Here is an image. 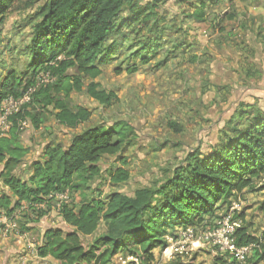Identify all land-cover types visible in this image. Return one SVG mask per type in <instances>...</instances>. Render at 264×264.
Wrapping results in <instances>:
<instances>
[{"label":"trees","instance_id":"trees-1","mask_svg":"<svg viewBox=\"0 0 264 264\" xmlns=\"http://www.w3.org/2000/svg\"><path fill=\"white\" fill-rule=\"evenodd\" d=\"M25 1V7H35L25 46L29 61L23 71L10 69L0 80V105L9 97L29 94L28 101L10 116L8 134L0 136V180L5 190L0 194V216L14 217L20 213V232L30 230L27 221L36 223L50 213L56 194H72L78 182L100 177L102 158L119 155L134 131L129 123L119 120L84 128L73 134L66 145L46 144L41 158L31 163L29 176L23 179L15 173L28 153L20 142V126L28 118L35 127L41 122L30 116L28 108L51 107L59 124L75 128L88 121L91 113L69 103L72 92H81L85 86L88 96L110 106L116 94L101 88L96 81L102 74V65L123 46L128 50L135 47L128 42L127 27L131 22H140L148 26L149 32L159 33L158 23L165 18L158 8L168 0ZM16 2L0 0V22ZM190 5V18L204 21L205 0ZM139 31L140 28H133L132 33L139 35ZM133 43H138L139 48L130 52V61L124 69L116 68V73L136 72L138 63L147 64L160 45L153 36L138 38ZM39 74H44L47 81L38 83ZM168 125L175 132L182 130L174 121ZM230 131L209 152H188L158 186L138 188L131 196L111 192L101 198L102 193L98 192L78 206L73 202L61 203L58 215L68 229L47 227L36 246L37 255L50 256L61 264H114L113 258L121 254L137 260V264H151L154 249L162 251L168 247L169 234L196 226L206 217L215 218L218 203L251 187L254 179L264 178V111L248 116L244 125L232 126ZM120 162L124 165L127 160L121 158ZM128 177L121 166L111 180L121 183ZM260 188L264 189V181ZM262 205L264 210V201ZM100 226L103 232L85 246L82 236H94ZM235 244L251 246L253 264H264V230L255 236L246 226H238ZM229 256L227 253L226 258L219 256L215 260L218 264L221 260L235 264ZM195 259L196 256L186 262L177 259L169 264H200ZM135 260L126 264H135Z\"/></svg>","mask_w":264,"mask_h":264},{"label":"rangeland","instance_id":"rangeland-1","mask_svg":"<svg viewBox=\"0 0 264 264\" xmlns=\"http://www.w3.org/2000/svg\"><path fill=\"white\" fill-rule=\"evenodd\" d=\"M195 1L168 0L161 4L158 10L165 19L158 23L159 33L149 32L148 26L140 22L130 23L128 42L135 47L128 50L123 46L113 59L102 65V74L96 79L101 88L116 94V100L110 106L101 105L87 95L85 86L81 92L70 95L72 106L90 111L88 121L69 128L54 119L51 107L28 108L30 116L41 122L35 127L28 118L20 126V142L28 148V153L15 173L23 179L29 176L31 163L41 158L46 144L66 145L73 134L84 128L119 120L129 123L134 131L130 143L119 155L102 158L100 177L78 182L72 194H56L49 214L36 223L26 222L30 230L10 231L8 235L16 239L23 235L33 245L28 260L21 261L15 252L11 264H61L50 256L40 258L36 252L47 227L68 229L58 215L61 203L73 202L78 206L96 197L98 192L102 193L101 198L111 192L131 196L138 188L158 186L188 152L196 149L203 154L209 152L231 134L232 126H242L248 116L264 111V0H205L204 21L189 16L193 9L190 3ZM25 2L18 0L0 22V80L10 69L23 71L29 61L25 46L35 19V7H25ZM133 28H140L139 35L132 33ZM147 36L155 37L160 44L157 53L149 57L147 64L138 63L134 73H116V68L124 69L130 61V52L139 48L133 42ZM39 76L38 83L47 81L44 74ZM169 121L176 122L182 130L175 132ZM121 158H126L127 163L121 164ZM121 166L129 177L114 183L111 175ZM263 181L264 178L254 179L251 187L218 203L216 217H206L204 222L190 227L188 235L180 229L169 234L167 250L155 248L151 264H169L177 259L186 262L194 256L200 264H218L215 258H226L227 252L214 243L213 232L217 222L226 218L235 229L243 225L259 236L264 230V189L260 188ZM3 191L0 180V194ZM18 218L22 217L17 212L16 222ZM102 232L100 226L94 236H82V243L86 246ZM192 241L198 242L195 247L190 244ZM252 251L250 247L242 259L231 258L235 264H253ZM132 260L129 258L127 262ZM113 263L122 264L117 257ZM219 264L232 263L221 260Z\"/></svg>","mask_w":264,"mask_h":264},{"label":"built area","instance_id":"built-area-1","mask_svg":"<svg viewBox=\"0 0 264 264\" xmlns=\"http://www.w3.org/2000/svg\"><path fill=\"white\" fill-rule=\"evenodd\" d=\"M29 94H25L23 97L20 98H7L2 101L0 105V136H5L8 134L9 128L11 126L10 116L13 115L16 111L20 109L24 102L28 101ZM0 220L2 223V227L0 228V233L3 236H8L12 229L17 227V222L14 217H9L7 215H1ZM180 232L183 234L188 235L190 232V227L186 228V230L180 229ZM214 243L219 245L220 249L230 254L237 259H242L243 255L246 252L250 251L251 246H237L235 244V228L234 224L230 223L228 218L223 219L222 221L217 222V227L215 228L214 232ZM23 236V235H22ZM198 242L192 241L190 244L192 247H195ZM167 250V248H166ZM122 264H126L127 260L132 257H124L121 254L116 256ZM135 260V259H133ZM137 260H135L136 262Z\"/></svg>","mask_w":264,"mask_h":264},{"label":"crops","instance_id":"crops-1","mask_svg":"<svg viewBox=\"0 0 264 264\" xmlns=\"http://www.w3.org/2000/svg\"><path fill=\"white\" fill-rule=\"evenodd\" d=\"M32 246L33 245L28 242V239L25 238V236H19L16 239V237L11 235L3 237L0 233V264H11L12 255H15L16 253H19L16 255L20 256L17 257L21 261L23 260L24 262V260H28L30 258V253L33 252Z\"/></svg>","mask_w":264,"mask_h":264}]
</instances>
